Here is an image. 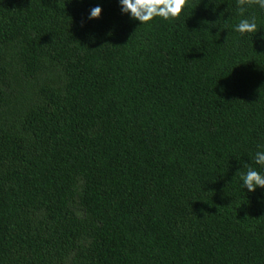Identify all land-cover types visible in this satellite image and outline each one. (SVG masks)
<instances>
[{
	"label": "trees",
	"instance_id": "16d2710c",
	"mask_svg": "<svg viewBox=\"0 0 264 264\" xmlns=\"http://www.w3.org/2000/svg\"><path fill=\"white\" fill-rule=\"evenodd\" d=\"M0 264H264V0H0Z\"/></svg>",
	"mask_w": 264,
	"mask_h": 264
}]
</instances>
